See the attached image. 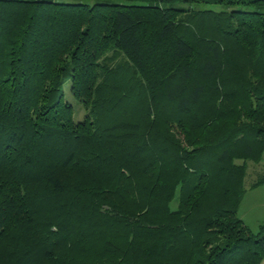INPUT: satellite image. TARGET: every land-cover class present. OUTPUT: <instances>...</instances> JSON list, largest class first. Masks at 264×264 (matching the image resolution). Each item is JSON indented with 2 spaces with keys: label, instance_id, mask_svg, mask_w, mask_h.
<instances>
[{
  "label": "trees",
  "instance_id": "trees-1",
  "mask_svg": "<svg viewBox=\"0 0 264 264\" xmlns=\"http://www.w3.org/2000/svg\"><path fill=\"white\" fill-rule=\"evenodd\" d=\"M248 162L264 0H0V264H259Z\"/></svg>",
  "mask_w": 264,
  "mask_h": 264
},
{
  "label": "rangeland",
  "instance_id": "rangeland-1",
  "mask_svg": "<svg viewBox=\"0 0 264 264\" xmlns=\"http://www.w3.org/2000/svg\"><path fill=\"white\" fill-rule=\"evenodd\" d=\"M77 108L78 111L76 112ZM75 109L74 119L79 120L83 117L84 110L78 106V103H75ZM262 164L264 163L253 164L252 162H248L245 180L247 187L255 179L256 173L262 170ZM237 214L253 233L258 231L259 226L264 224V185L252 189L247 188L237 207ZM259 264H264V259Z\"/></svg>",
  "mask_w": 264,
  "mask_h": 264
}]
</instances>
